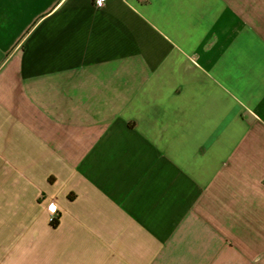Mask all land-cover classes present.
Listing matches in <instances>:
<instances>
[{"label": "crops", "instance_id": "obj_1", "mask_svg": "<svg viewBox=\"0 0 264 264\" xmlns=\"http://www.w3.org/2000/svg\"><path fill=\"white\" fill-rule=\"evenodd\" d=\"M0 264H264V0H0Z\"/></svg>", "mask_w": 264, "mask_h": 264}, {"label": "clouds", "instance_id": "obj_2", "mask_svg": "<svg viewBox=\"0 0 264 264\" xmlns=\"http://www.w3.org/2000/svg\"><path fill=\"white\" fill-rule=\"evenodd\" d=\"M58 210V205L56 203H50L48 204V208H47V211L52 215L54 216L55 213L57 212Z\"/></svg>", "mask_w": 264, "mask_h": 264}, {"label": "trees", "instance_id": "obj_3", "mask_svg": "<svg viewBox=\"0 0 264 264\" xmlns=\"http://www.w3.org/2000/svg\"><path fill=\"white\" fill-rule=\"evenodd\" d=\"M52 224H53L55 227L58 226V224H59V216H58V215L55 216L54 220L52 221Z\"/></svg>", "mask_w": 264, "mask_h": 264}, {"label": "built area", "instance_id": "obj_4", "mask_svg": "<svg viewBox=\"0 0 264 264\" xmlns=\"http://www.w3.org/2000/svg\"><path fill=\"white\" fill-rule=\"evenodd\" d=\"M105 1H106V0H98V3H99V4H102V3H104ZM54 218H55L54 216L51 217V218H50V221L52 222V221L54 220Z\"/></svg>", "mask_w": 264, "mask_h": 264}, {"label": "rangeland", "instance_id": "obj_5", "mask_svg": "<svg viewBox=\"0 0 264 264\" xmlns=\"http://www.w3.org/2000/svg\"><path fill=\"white\" fill-rule=\"evenodd\" d=\"M51 218V217H50Z\"/></svg>", "mask_w": 264, "mask_h": 264}]
</instances>
